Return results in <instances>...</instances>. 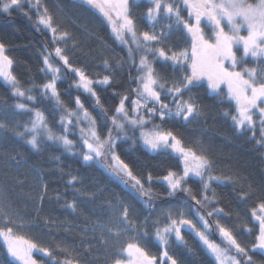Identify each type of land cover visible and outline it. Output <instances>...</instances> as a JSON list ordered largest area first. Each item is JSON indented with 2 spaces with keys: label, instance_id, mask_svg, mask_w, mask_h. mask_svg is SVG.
<instances>
[{
  "label": "snow or ice",
  "instance_id": "6c2138e0",
  "mask_svg": "<svg viewBox=\"0 0 264 264\" xmlns=\"http://www.w3.org/2000/svg\"><path fill=\"white\" fill-rule=\"evenodd\" d=\"M75 2L99 10L111 25L114 38L127 48L128 61L136 66L138 72L134 78L137 85L133 89L135 99L114 92L113 95L119 97V103L114 114L108 116V110L101 102L96 87H111L113 76L103 75L99 79H93L83 68L74 67L70 62L65 48L59 46V43L72 39V34L63 30L56 20L58 14L64 13L63 8L58 6L57 13L54 14L43 0H0V10L5 13L25 6L29 9L25 12L29 18L30 12H35V24L38 28L49 31L52 42L56 45L52 51L45 47L42 57L43 71L51 79L42 85L34 84L25 89L11 71L14 60L7 54V45L0 41V77L7 82L12 95L29 102H38L37 97L31 94L34 89H38L41 98L54 101V109L59 113L58 126L62 129V132L55 131L41 109L16 103L13 105L15 109L32 115L26 123L16 126L22 127L23 131L12 129L15 135L24 139L37 152L43 144L51 142L61 146L69 154L80 155L85 163L101 167L109 176L119 181L135 200L146 207H151L159 195L151 187L153 182H163L169 197L183 193L186 199L181 203L185 206L194 201L192 212L200 223L199 228L179 209L165 210L156 219L145 217L138 223L129 203L119 197L115 204L110 202L108 220L93 222L92 229H99L101 237H112V246L116 249L114 256L126 255L128 258L126 261L114 258L111 264H179L174 256L169 255V246L170 237H174L178 244L187 247L182 229L191 231L201 241L216 264H258L249 252L257 248L264 250V200L251 212L259 224L256 243L250 247L245 246L232 228L221 224L219 220H211L214 216L224 214L222 207H213L218 203V194L212 185L239 183V178L234 181L231 175L214 174L213 160L203 146L194 148L186 145L178 133L165 127L164 122L192 123L204 119L205 106L200 103L197 95L192 94V89L206 87L217 103L233 104L234 114L227 110L223 114L231 120L238 134L251 131L254 138L259 124L260 139L257 143L264 146V0H179V3L177 0H149L152 6L147 8L145 18L150 31L141 30L138 26L130 0ZM181 4L187 10V19L181 14ZM161 20L171 22L158 27ZM202 22L208 26L210 34L205 33ZM177 28L188 35L190 48L177 51L167 44L171 33ZM245 30L246 34H242ZM238 51H242V55L238 56ZM53 55L77 77L69 87L82 90L92 97L102 121L110 122L111 127L107 123L98 125L96 117L85 107L80 96L74 99V109L62 100L58 81L63 77L61 67L51 62ZM248 57L257 61V67L247 66ZM121 62L118 60L117 64ZM157 62L162 66L168 64L177 69L187 68L189 71L179 80H168L156 68ZM104 66L111 71L107 59L104 60ZM205 78L206 85H201L199 82ZM222 85L226 86V91L221 88ZM155 119H159L161 123L157 124ZM7 128L8 125L0 120V130ZM105 128L106 131H103ZM70 129L78 130L79 145L69 138ZM129 140L133 144L140 141L151 153H175L180 161V171L170 169L162 177H154L151 172L143 177L137 175L117 150L118 143ZM77 147L80 149L78 153L74 151ZM54 159L60 161L59 156ZM193 178L200 184L199 196L188 183ZM22 182L18 180V183ZM68 183L75 185L81 183V180L71 176ZM46 190L47 185L42 183V191L38 196L41 203ZM248 195V192H243L240 198L245 199ZM66 205L73 210L77 207L75 200L66 201ZM149 224L155 240L163 246L161 258L151 254L143 243L148 238ZM31 227L33 224L25 221L7 197L0 194V239L4 242L6 256L12 258L7 264H12L13 260L17 264H42L34 254L51 259L54 264H82V257L75 249L60 245L56 249L45 247L29 235L21 234L22 229ZM244 231L251 233L252 229L245 227ZM129 233L132 235L129 236ZM213 234L218 235L221 243L210 239ZM120 237L127 239L121 244ZM102 243L106 247L109 245L107 239H102ZM57 249L65 256L62 261L55 255ZM0 264L5 262L0 260Z\"/></svg>",
  "mask_w": 264,
  "mask_h": 264
},
{
  "label": "trees",
  "instance_id": "16d2710c",
  "mask_svg": "<svg viewBox=\"0 0 264 264\" xmlns=\"http://www.w3.org/2000/svg\"><path fill=\"white\" fill-rule=\"evenodd\" d=\"M43 2L54 14L57 13L58 6L64 9V13L58 14L56 20L63 30L72 34V39L59 43V46L65 48V54L69 56L73 66L83 68L93 79H99L103 75L113 76L111 87H96L101 102L108 110V116L114 114V109L119 103V97L113 95L114 92L135 99L133 89L137 86L134 79L138 75L136 66L128 61L127 48L114 38L107 19L97 9L75 0ZM130 5L140 29L150 31L145 18L147 8L152 6L149 0H130ZM180 7L181 14L187 19L185 6L181 4ZM28 11L27 6L23 9H12L8 13L0 10V41L7 45V54L14 60L11 71L25 89L31 88L34 84L42 85L51 79V76L43 71L42 57L45 54V47L52 51L56 46L52 42L51 33L38 28L35 24V12H30L31 18L25 15ZM170 22L161 20L158 27ZM201 26L206 34H210L204 22ZM167 44L179 51L190 48L191 42L185 31L177 28L171 33ZM237 55H242V51H238ZM105 59L109 61L111 71L105 68ZM118 60L122 62L117 64ZM136 60L138 64V53ZM51 62L61 67L63 79L58 81V88L62 100L68 107L74 109V99L80 96L85 107L96 117L98 125L107 123V126L111 127L110 122L102 121L94 107L92 97L82 90L69 87L77 79L71 70H67L55 55L51 57ZM246 63L248 67H257V61L252 57H248ZM155 66L168 80H179L189 71L187 68L177 69L168 64L162 66L159 62ZM199 83L206 85V78ZM221 88L226 91V86L222 85ZM31 94L37 97L38 102L14 97L11 88L0 77V120L8 125L7 129L0 130V194L7 197L12 207L25 221L33 224L29 229H22L21 234L29 235L45 247L56 249V246L60 245L75 249L82 257V264H111L114 258L125 260L127 257L114 256L116 249L112 246L114 244L112 237L107 235L101 237L100 230L93 231L92 226L95 221L108 220L111 212L108 205L110 202L115 204L117 197L131 205L138 223L145 217L156 219L168 209H179L183 212L185 209V214L195 219L194 223L197 226L200 224L192 212L194 201L185 206L181 203L186 199L183 193L169 197L163 182L152 183L151 187L159 195L151 207H146L135 200L119 181L109 176L101 167L85 163L80 155L69 154L61 146L51 142L43 144L39 152L32 150L24 139L16 136L12 130L23 131L22 127L16 126L26 123L32 114L15 109L13 105L25 103L30 107L39 108L44 111L55 131L62 132V129L58 126L59 113L54 109V101L50 98H41L38 89H34ZM192 94L197 95L200 103L205 106L204 119L192 123L165 121V127L178 133L186 145L194 148L203 146L213 160L214 174L231 175L234 181L239 178V183L212 185L218 194V203L213 207H222L224 214L214 216L211 220H219L221 224L232 228L238 240L250 247L256 243V236L259 233V224L251 212L264 200V146L257 143L260 139L259 124L254 138L251 131L240 135L235 131L231 120L223 114L225 110L234 114L233 104L217 103L206 87L193 88ZM155 122L161 123L159 119H155ZM103 131H106V128ZM69 138L79 145L77 129H70ZM117 150L133 171L142 177L148 172L154 177H162L170 169L180 171V161L175 153H151L138 140L135 144L131 140L118 143ZM74 151L78 153L79 147ZM56 156L60 157L59 162L54 159ZM71 176L78 177L81 183L70 185L68 181ZM18 180L23 182L18 183ZM42 183L47 185V190L41 203L38 196L42 191ZM188 183L199 196L198 180L193 178ZM243 192L249 193L245 199L240 198ZM73 200L77 204L75 210L66 205V201ZM45 221L54 223L46 224ZM245 227L251 228L252 232L246 233ZM131 235L129 233V236ZM182 235L187 241V247L178 244L174 237H170L169 246V255L174 256L179 264H216L214 258L191 231L182 229ZM102 239L109 241L107 247L102 243ZM125 239L127 238L120 237V243H124ZM210 239L221 243L218 235L213 234ZM143 243L150 252L161 258L163 246L155 240L151 224L148 227V238ZM34 255L42 264H54L51 259L40 254ZM55 255L61 261L65 258L58 249ZM249 255H252L258 264H264V250L257 248L250 251ZM11 259L6 256L4 242L0 239V260L7 264ZM12 264L17 262L13 260Z\"/></svg>",
  "mask_w": 264,
  "mask_h": 264
},
{
  "label": "rangeland",
  "instance_id": "374dc122",
  "mask_svg": "<svg viewBox=\"0 0 264 264\" xmlns=\"http://www.w3.org/2000/svg\"><path fill=\"white\" fill-rule=\"evenodd\" d=\"M99 11V10H98ZM242 34H246V30L244 31V32H242ZM2 78V77H1ZM2 80L5 82V83H7L3 78H2ZM184 212L186 213V210L184 209ZM259 214V213H258ZM186 217L188 218V219H192L193 220V222H196V221H194L195 219H193L192 217H190V215L188 216L187 214H186ZM258 222V221H257ZM198 228L200 227V224H198V226H197ZM151 254H154V255H156L155 253H152L151 252ZM127 257V256H126ZM158 257V256H157ZM159 258V257H158ZM126 259H128V258H126ZM126 259H125V261H126Z\"/></svg>",
  "mask_w": 264,
  "mask_h": 264
}]
</instances>
